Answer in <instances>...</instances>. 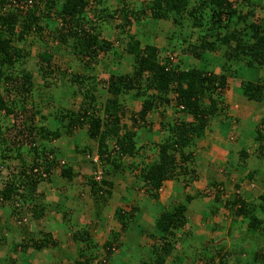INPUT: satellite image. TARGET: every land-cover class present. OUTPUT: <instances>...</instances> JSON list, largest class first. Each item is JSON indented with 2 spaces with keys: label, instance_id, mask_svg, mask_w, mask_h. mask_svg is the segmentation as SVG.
Here are the masks:
<instances>
[{
  "label": "trees",
  "instance_id": "trees-1",
  "mask_svg": "<svg viewBox=\"0 0 264 264\" xmlns=\"http://www.w3.org/2000/svg\"><path fill=\"white\" fill-rule=\"evenodd\" d=\"M118 1L122 6L112 10L105 0H0V121L11 122L7 132L1 130L0 123V207L7 208L12 217H21L25 211L39 219L46 209L38 203L45 194L41 187L48 185L50 191L57 187L54 183L64 180L62 188L74 186L77 199L91 207V219L93 215L100 218L105 208L109 213L118 201L130 205L125 210L115 209L121 230L111 231L102 244L94 238L92 224L71 226L82 258L76 264H125L115 260L114 251L126 249L122 255L126 260L136 254L133 244L128 240L124 245L121 239L139 225L142 227L140 223L147 227L141 231L146 230L155 243L151 245V256L140 264H177L183 255L189 260L186 264H264V168L261 171V167H253L264 162V119L252 131V152L246 147L232 150L224 175L217 180L213 176L206 194L185 192L197 180L201 166L196 157L199 140L205 137L213 119L220 118L221 125L228 122L219 117L223 110L218 107L227 79L238 76L237 69L264 72V18L253 20L254 9L264 10V0H142L138 9ZM92 3L89 20L86 14ZM147 15L152 20L171 22L170 39L176 45L170 52L179 51L181 60L173 62L169 51L153 44L142 45L143 40L129 31L132 24ZM51 18L56 24L49 28L46 22ZM115 19L120 21L115 27L117 36L128 37L125 44L120 37L104 34V26ZM29 38H37L45 46L50 38L57 41L69 56L65 68L53 62L51 47L38 53V64L28 68L32 47ZM214 53L224 61L219 73L192 65L182 67L183 56L205 61L206 54ZM122 59L131 64L130 72L108 67V76L104 77L95 71L94 65L101 61L111 64ZM73 65L77 69H70ZM35 72L44 87L61 84L60 99H80L75 109L73 104L60 105L50 114L54 130L45 123L35 124L41 106L29 101L44 90L34 87ZM50 77L56 81L48 82ZM99 88L106 89L103 102L96 96ZM240 88L247 100L261 102L264 74L256 82H242ZM157 106L163 111L155 129L148 115ZM165 108L172 110V120ZM15 118L23 120L17 124ZM10 130H15L9 136L12 138L8 137ZM78 131L85 134L82 149L69 145L68 138ZM140 132L145 141L139 138ZM235 171L241 180H249L261 192L256 196L239 192L240 184L229 179ZM12 172L10 181L1 179L3 173ZM165 181H172L174 190L186 202L160 205L158 194ZM123 186L144 191L148 199L143 204L142 200L128 201L121 195ZM224 192L229 193L226 198ZM203 197L211 198L213 208L203 221L220 208L227 212L226 226L212 224L213 230L225 227L230 235L234 221L243 229L232 239L230 248L225 242L213 247L217 260L215 254H205V238L194 234L192 229L197 227L187 214L193 209L198 212L192 203ZM64 207L61 203L60 208ZM92 207L97 209L95 213H91ZM144 210L151 211L146 221L142 219ZM0 236V244L5 243L6 238ZM189 239L198 244L188 252L183 241ZM43 246L44 242L36 239L13 243L10 249L19 258L8 257L2 264H16L24 251L32 249L36 253Z\"/></svg>",
  "mask_w": 264,
  "mask_h": 264
},
{
  "label": "rangeland",
  "instance_id": "rangeland-1",
  "mask_svg": "<svg viewBox=\"0 0 264 264\" xmlns=\"http://www.w3.org/2000/svg\"><path fill=\"white\" fill-rule=\"evenodd\" d=\"M105 1L108 5L111 6L110 8L112 10H114L116 8H120L122 6V3H120L118 0H105ZM124 2H126L129 6L134 7L135 9L140 8L142 6V4L144 3L142 0H124ZM93 6H94V4L92 3L91 9H88L87 14H86L87 18L89 20L92 17L91 11L94 8ZM254 10H255V12H254L255 15H254L253 20L256 22L261 21L264 18V10H261V8H256ZM46 23L48 24V27L51 28L56 24V19L51 18V20L47 21ZM119 23H120L119 19H115L113 24H111V25L106 24L104 26V34H108V35L112 36L111 38H116V39H118V37H120V38H122V44H125L128 41L127 35H118L117 36L118 30L115 27H116V24H119ZM129 31L131 33H136V36L143 40L142 45H144L145 43H150V44L155 45L159 49H164V50H167L169 52L171 51V48H173L176 45V42L174 40L171 41V39H170V37L173 33V26H172L170 21L152 20L149 18V15H147L143 19H140L139 23L132 24V26L129 28ZM195 37H196V35L193 36L192 39L194 40ZM158 39H160V40H158ZM30 40L32 41V47H31L30 57L28 59V61H29L28 68H31L34 64H38L37 63V62H39L38 53L42 52V50L47 49L48 47H51L50 51H52V54L54 56L53 62L56 65L65 68V64L69 60V56L66 54V52L61 51V48L57 44V41L52 40L50 38L47 40L48 46H45V44L42 43L41 41H39L37 38H33V39L29 38V41ZM116 47L119 49L121 48L119 44H117ZM170 53H171L170 55H171V59L173 60V62H177L179 59L181 60V58H180L181 54L179 53V51L170 52ZM166 55L169 56V53H166ZM214 55H216L217 57H220V55L217 53L216 54L214 53ZM189 60L192 61V58H189L188 56H183L182 67L191 66L192 64H191V62L189 63ZM194 62H195V60H194ZM94 66H95V71L99 75L101 74L104 77L108 76V72H107L108 69L105 70V68H108V67H110L111 70H116L120 73H127V72H130V70H131V64H129L128 61H125L124 59H122L120 62L113 61L111 64L109 62L107 63L105 61H101ZM70 69L74 70L77 68H76V66L73 65ZM246 70L247 69H237L238 76L246 75V73H245ZM250 72H251L250 74H252L251 77L253 78L254 73L252 71H250ZM34 77L36 79L35 83H34V87L35 88H44L43 93L38 95V97L30 99V101H29L31 104H39L41 106V108H40L41 113L36 114L34 117L35 124H37V126H38L41 123H45L50 130H54L55 129V123H54L52 116L50 114H52L54 111H56V108H58L60 105H63L64 107L65 106L68 107V106H71L73 104L72 106H75L74 107V109H75L77 107V105L80 103V99L76 98V97L75 98L68 97V98H65L64 100L60 99V93H59V89L61 86L60 83H58V85H53V83H52L49 87L48 86L44 87V85L42 84V79L37 75L36 72L34 73ZM54 79L52 77H50L47 80H48V82H52L53 80L56 81V78H54ZM58 87H59V89H58ZM105 93H106V89H102V88L98 89L96 96H98L100 102L104 101ZM138 108H139V104H137L136 109H138ZM134 109H135V107H134ZM165 109H167V108H165ZM162 111H163V108H161L160 106H157L148 115V120L153 121L157 128H158V122L160 120V113ZM166 116L170 117L171 120L175 117L173 115L172 110H170V109L166 110ZM15 119H18V118H15ZM15 119H12L13 123L15 122ZM219 119L220 118H215V121L219 120ZM21 120H23V119L19 118L16 121V123L20 124ZM0 123H1V130L4 132H7L8 129L6 130V128H8V125L11 124V122L8 121L7 119H2V121H0ZM247 128H248V126L245 127V129H247ZM242 129H243V126H242ZM254 129L255 128L253 127V131H254ZM14 132H15V130L14 131L10 130L8 132V137L13 135ZM143 135L144 134L141 132H140V134H138L139 138L142 141H145L144 139H146V138H144ZM9 138H12V137H9ZM68 139H69V143H70L69 145L72 148L74 146H76L77 148L82 149L83 144H84V140H85V134L83 131H78L76 134H74L72 137H70ZM153 139H154V142H157V140H159L156 135L154 136ZM65 143H66V140L64 142L62 141L61 144L64 145ZM144 144H146V143H144ZM197 145H198L199 151H201V148H203L202 151L200 152V154H202V159H203L204 158L203 156L205 155V150H204L205 143L203 141L202 142L199 141ZM233 160H234V158H233ZM96 161H97V159H96ZM226 163L223 164L224 165L223 169L225 166H227L229 164V163H227V164ZM263 164H264V162H263ZM256 166L261 167L257 163H255L253 167H256ZM263 168H264V165H262L261 171L263 170ZM205 170L203 169L202 172L204 173ZM224 172H225V170H224ZM2 176L3 177L1 179L4 182H6V181H10L11 178L14 176V174H13V172L10 173V175H8L7 173H3ZM229 179L233 183H239L240 184V189L238 191L241 193L243 191H248V192H251L253 196H256L261 192L260 188L257 186H254L252 184V182H250L249 180H247V179L241 180L240 176L238 175V171H235L234 173H232V175L230 176ZM195 186H196V187H194L195 191H193L194 189H192L193 192H197V189H198V190H201L198 192H201V193L205 192V194H206V192H207L206 188H205V190L200 189V188H202V186H204V182L202 183V181L199 180V182ZM128 187H129V184H128ZM128 187L123 186L122 192H121V195H123V197H127L129 199L128 201L133 200L134 202H137V201L142 200V204H143V202H144L143 200L146 198L148 199V196L145 197L144 191L137 192L134 189L133 190L128 189ZM228 194H229L228 192H224V198H226L228 196ZM210 196H212V194H210ZM49 197L50 196L44 194V200L45 201L49 200L50 199ZM158 197H159V195H158ZM47 198H49V199H47ZM179 198H181V197H179ZM149 199H150V203L152 204V206L153 207L156 206L153 204V199H151V198H149ZM79 202H80L81 207L79 205ZM38 203H40V200L38 201ZM82 203H83V201H81L80 199H77V201H76V199H73L71 202H68V205L66 204L65 209L58 211L59 215L57 218L59 219V221L64 222L63 226L68 225L70 227V226L75 225L76 227L81 228V227H84V225H86V224H84L86 221L85 216H87V215L90 216L91 207H85ZM127 203H124L123 200L118 201L117 203H115L114 208H118L120 210L121 209L125 210L126 208H129V206H130L129 204L127 205ZM192 204L197 209L198 213H200L201 216L208 214V211L213 209L212 207H210L211 206L210 203L203 205L202 201H200V199H196ZM55 207H56L55 204L52 203L51 206L49 207V209L50 210L55 209ZM153 207H152V209L154 211H156L155 210L156 207L155 208H153ZM72 208H75L77 211L73 210V212L70 213V211H68V210L72 209ZM148 208H149V206H148ZM214 209L216 210L217 206H215ZM158 210H159V208H158ZM74 211H76V212L74 213ZM114 211H115V209H113V213H111L109 216H107V220H105V216L108 213V209H106V208L104 209V211H102L100 218H96V216L93 215V218H96L99 221L98 225L101 226V228L98 227V229L104 230V232L106 231L105 233H108L106 235H103V237H101V236L98 237L99 239H96L97 241H99V242L103 241L101 239L106 237L107 235H109L111 231L117 230L118 232H120L121 224L116 220V218L114 216ZM150 212L151 211H145L144 210L143 215H142V219L144 218L145 221L148 220L150 215H151ZM193 212H196V210L193 209ZM0 213H1L0 216L4 217V220L0 221V235L5 236L4 238H6V241L10 245V247L13 245V243H18V241L20 240L19 239L20 233L18 231H21V234L24 233L22 237L27 235L24 232L26 230H27V232H30L28 234L34 235V234L38 233V225L36 222H35V224L33 223L35 221V219L33 220V217L30 213H28V215L26 216L27 218H25V219H24L25 214L21 217H18L17 220L15 219L17 222L20 221V223H18L19 225H17L16 221H14V223L17 225V227H19V228H17V230H15V228H11V225H8V222L10 220L9 211H6V213H5L2 209H0ZM24 213H26V212L24 211ZM86 213H88V214H86ZM91 213H95V212L91 211ZM216 213L218 214V218L221 219V221L219 222L221 224V226H219V227H222L223 224L226 226V223H228L227 219L225 218L226 213H227L226 209L220 208V210L216 211ZM4 214L6 216H4ZM11 218H13V217H11ZM90 218H92V217H90ZM206 219L210 220L211 216H209ZM13 220H14V218L12 219V221ZM4 221L6 222V224ZM111 222H113L114 225L113 224L109 225V224H111ZM138 222H141V221H138ZM205 222L206 221H203L201 223L202 225L199 226L201 229L204 228L205 224H207ZM140 224L142 226V227H140V225H139L138 228L140 230L139 229L132 230L131 232H129V235L125 237V239H121V240L124 243V245L129 240L130 242L133 243V246L136 245V246L141 247L142 248L141 260H145L146 258L151 256V254H152L151 245L155 244V243L152 239H150L148 237L146 230L141 231L142 230L141 228H143V226H145L144 223H140ZM209 224H207V225H209ZM240 224H242V223L240 222ZM35 225H37V226H35ZM29 229H32L33 231H30ZM204 229H205L206 235L208 237V240H206L205 241L206 243H204L205 244L204 251H205L206 255L215 254V251H213V247H215V245H217L221 242H225V245L230 248V245L233 242L232 239L234 237H236L237 235H239V232H241V233L243 232V229L235 221L231 225L230 235L227 233V230L225 227L223 229H220V230H213L212 231L211 226L209 225V227L204 228ZM192 231L194 232L195 235L200 234L199 230L192 229ZM216 236H218V237H216ZM198 237L201 238L200 235H198ZM59 239H61V238H59ZM190 240L191 239L183 241L184 245L186 247L188 246V250H187L188 252L192 250L193 246L198 244V242H195V241L190 244ZM23 241L24 240L19 241V242H23ZM5 243L0 244V249L3 247H6ZM75 247H76V244L73 245V249ZM78 249H79V245L77 246L76 251H79ZM260 249H262V248H260ZM125 251H126V249L122 248V252L120 254L121 257H123L122 255L125 254ZM231 251H233V250H231ZM188 252H186L185 255H188L189 254ZM261 252H264V249ZM26 254H29L28 250L26 252L24 251L22 254H20L21 255L20 259L22 260L25 258L26 262L28 263L29 262L28 260H30V259L28 258V256H26ZM13 255H16V257H17L18 254H13ZM33 255H34V257L37 256L36 253ZM103 256H104V254L102 253V257ZM214 256H215V260H217L218 256L216 254ZM17 258H19V257H17Z\"/></svg>",
  "mask_w": 264,
  "mask_h": 264
},
{
  "label": "crops",
  "instance_id": "crops-1",
  "mask_svg": "<svg viewBox=\"0 0 264 264\" xmlns=\"http://www.w3.org/2000/svg\"><path fill=\"white\" fill-rule=\"evenodd\" d=\"M205 56H206L205 61H195L194 62L193 59L192 61H190L191 60L190 59L189 63L191 62L192 66H195L196 68L200 70L219 73L221 66L224 62L223 59L221 57H217L214 54H209V55L206 54ZM250 71L251 70H246L245 72L246 75L236 76L235 78L230 77L227 79V88L224 89L219 95L218 107H221L223 110L222 115H219V117H224L225 119L228 120V122L221 125L220 119L216 121L215 119H213L210 123L209 130H207L206 132L205 137L202 140H199L205 143V146L203 145L205 147L204 148L205 155L203 156L204 158L202 159V154H200L202 150L197 152L199 156H196V157L199 158L201 166H199L197 180H195L191 184V186L185 190L186 193H189L190 195L201 193V192H198V191H201L198 189H197V192H193L195 191L194 187H196L195 185H197L199 180L202 181V183L204 182V186H202V188L200 189L205 190V188L206 189L209 188V183L213 180L212 179L213 176L216 178V180L222 178V176L224 175V169H223L224 165L223 164H225L226 162L228 163L227 157L230 155L232 150L235 152V151L240 150L242 147H246L249 152H252L254 150L255 144L253 143L251 134L253 131V127H255L259 123V121L264 119V98L261 102L247 100L242 95V90L240 86L242 82H256L257 79L262 74H264V72L262 73L260 69H255L253 71L254 77L252 78L251 77L252 74H250L251 73ZM242 126H243V129H242ZM246 126H248L247 129H245ZM155 129H158V128L155 126ZM262 165L264 164L262 163ZM262 165H259V166L262 167ZM203 169L204 170L206 169L204 173L202 172ZM56 184H57V187H55V189H51L50 191L48 190L49 188L48 185L41 187V189L45 190V194L50 196L49 197L50 199L47 198L49 199L47 201H45L44 199H41L40 201L41 206H43L46 209L43 213V216L39 219H36L33 222L34 224L36 222L38 225V233L34 235L28 234L30 232H27L26 230L24 232L27 235L22 237L24 233L21 234V231H18L20 233L19 241L26 240V239L28 240L33 237L32 239L43 241L44 246L42 247L41 250H39V252L38 251L36 252L37 256L35 257L33 256L29 258L30 260H28L29 261L28 263L26 262V259L24 258L22 260L21 259L17 260L16 264L18 263L19 264H76L77 263L76 261L82 259L81 256H79V254L76 251L77 246L80 244L74 241L73 233L71 231V226L70 227L68 225L63 226L64 222L59 221V219L57 218L59 215L58 211L65 209L66 204L68 205V202H71L73 199H76L77 201V192L74 189V186L72 187L68 185L62 188L63 184H65L64 180H59L57 183H54L53 185L55 186ZM192 189L194 190L192 191ZM202 194H205V192ZM158 195H159L158 203L160 205H167L168 203L177 204V203L186 202L185 198L184 199L179 198L181 194L180 193L177 194V190L176 191L174 190V183L172 181H165ZM85 198L87 197L85 196ZM210 201H211L210 198H206V197L202 198L203 205L211 203ZM52 203H54L56 207L55 209L50 210L49 207L51 206ZM61 203H64L65 205V207L62 209L60 208ZM153 204L154 205L156 204L154 203V200H153ZM0 209H2L5 213L7 211V208H4V207H0ZM92 209L95 212L96 208L92 207ZM113 209H116V208L113 207L112 210L109 211V213H107V215L105 216V220H107V216L113 213ZM73 210H76V209L72 208V209H69L68 211L72 213ZM76 211H74V213ZM24 214H25L24 216V219H25L27 218L26 216L28 215V213H22L21 216H23ZM187 214H188L189 219H191L192 224L197 227L196 230H199L200 234L198 235H200L201 237H204L205 241L208 240V237L206 235V231L204 228H207L210 225L211 230L213 231L212 224L213 225L217 224L218 226H221V224L219 223L221 219L218 218V214L216 212L211 214L210 215L211 219L205 222L207 224L209 223L210 224L209 225L205 224L204 228L202 229L199 226L202 225L201 223L205 219L206 215L201 216L200 213L193 212L191 210L188 211ZM9 215H10L9 217L10 220L8 222V225H11V228H15V230H17V228H19L17 227V225H19L18 223H20V221L19 222L16 221L18 217L13 216L14 220L12 221L13 219L11 218L12 215L11 214ZM4 216L6 215L4 214ZM90 217L91 216H88V215L85 216L86 218L85 224L88 223L94 226V229H93L94 238L99 239L98 237L100 236L103 237V235L108 234V233H105L106 231L104 232V230L98 229V227L101 228L100 225H97L99 224L98 220H95V218L91 219ZM3 220H4V217L0 216V221H3ZM14 221H16L17 225L14 223ZM112 224L113 222H111V224L109 225H112ZM29 230L33 231L32 229H29ZM114 232L117 233L118 231L115 230ZM107 236L101 239L103 240L101 241L102 243L107 239ZM101 242H99V244H102ZM74 244H76V247L73 249ZM190 244H191V240H190ZM5 246L6 247H3L0 249V264L6 261L8 257L11 258L12 260L17 258L16 255H13L15 253L11 251L10 245L7 243V241L5 243ZM134 247H135L136 254L128 260H126L124 257H121L120 255L121 250L118 249L114 251L113 256L115 257V260H120V261L122 260L123 262H125V264L126 263L127 264H140L141 257H142L141 256L142 248L136 245H134ZM28 253L35 254V252L32 249H29ZM102 253H103L102 250H99L98 254L101 255ZM188 261L189 260L186 259L183 255V257L180 258V261L178 260L177 264H186L188 263ZM196 264H201V262L197 261Z\"/></svg>",
  "mask_w": 264,
  "mask_h": 264
},
{
  "label": "clouds",
  "instance_id": "clouds-1",
  "mask_svg": "<svg viewBox=\"0 0 264 264\" xmlns=\"http://www.w3.org/2000/svg\"><path fill=\"white\" fill-rule=\"evenodd\" d=\"M160 190H161V188H160ZM199 252V251H198Z\"/></svg>",
  "mask_w": 264,
  "mask_h": 264
},
{
  "label": "built area",
  "instance_id": "built-area-1",
  "mask_svg": "<svg viewBox=\"0 0 264 264\" xmlns=\"http://www.w3.org/2000/svg\"><path fill=\"white\" fill-rule=\"evenodd\" d=\"M95 162H96V160H95Z\"/></svg>",
  "mask_w": 264,
  "mask_h": 264
}]
</instances>
